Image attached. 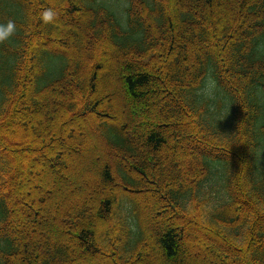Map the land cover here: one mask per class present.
<instances>
[{
	"label": "trees",
	"instance_id": "1",
	"mask_svg": "<svg viewBox=\"0 0 264 264\" xmlns=\"http://www.w3.org/2000/svg\"><path fill=\"white\" fill-rule=\"evenodd\" d=\"M10 19L0 264H264V0H0ZM74 119L104 149L91 178L17 196L29 160L90 144Z\"/></svg>",
	"mask_w": 264,
	"mask_h": 264
},
{
	"label": "rangeland",
	"instance_id": "2",
	"mask_svg": "<svg viewBox=\"0 0 264 264\" xmlns=\"http://www.w3.org/2000/svg\"><path fill=\"white\" fill-rule=\"evenodd\" d=\"M65 23V19H63L61 21V24ZM96 44L95 49V54L98 55V50L101 46L100 41L99 42H94ZM93 48H90L89 51H91ZM98 49V50H97ZM84 71V69H83ZM84 120L82 122H78L77 120H71V125L74 127V129H79L82 130V132L84 131V129H88L89 131L86 132L87 134V138L86 140H88V142L90 144H88V146H83V147H74L72 151L71 155L66 154L62 155V157L64 158V161L67 162L66 167L64 169H62L60 172H57L59 175L56 176L55 171H53L52 169H50L48 166L45 165V162L41 159L37 160L35 158L29 160V164L30 166H32V168H27L24 169L22 171H20L19 173V187H16L14 190V193L19 196L21 198V196L28 194H31L33 196V199L35 198V200H38V196L41 197L42 195H40V191H44V193L50 192V193H54V185L55 184H60V180L66 179L69 177L71 178V182H73L70 186H64L63 185V189H64V194L61 197L62 200L67 199L68 197H72V192L73 190L75 191V186H74V181L73 179L76 178V176L79 174H82L81 179L79 180L81 182V184H85L86 182H88V180L91 178V172L92 170H90V168L88 169V167H90L88 164L92 162V160H98L100 159L101 162L103 161V159L105 158V154H104V149L103 147L101 148L100 143L98 142V138L100 137L98 133L93 134L92 131H90V129L84 124ZM88 123H89V119H88ZM6 133V131H4ZM85 132V131H84ZM11 131H7V136L11 137ZM9 141L11 142H15L12 145L13 146V152H9L10 155H12V158H17V154H22L25 152L24 149L22 148H26L28 147V141L25 142L24 139H16L15 138H8ZM17 140V141H16ZM65 140H70L69 137H65ZM18 142V144H16ZM20 142H22L20 144ZM62 142V141H61ZM64 143V141H63ZM31 148V147H30ZM76 149V150H75ZM103 149V150H102ZM24 151V152H23ZM74 151V152H73ZM27 153V152H25ZM24 153V154H25ZM39 161L38 163H36L37 161ZM27 163V166H28ZM38 164V165H37ZM29 167V166H28ZM46 168V169H45ZM31 169V171H30ZM87 171H86V170ZM38 170V171H37ZM53 171V172H52ZM86 171V172H85ZM38 173H40V175H38ZM25 175H28V179H30L31 182V186L29 187L28 184L29 180H27L25 178ZM39 179L36 181V179ZM41 179L43 181H41ZM34 181H36L34 183ZM87 186V185H86ZM89 186H87L88 188ZM40 190V191H39ZM88 190V189H87ZM76 192V191H75ZM32 202V199H31ZM26 205H23V207ZM149 210L146 211V219L147 220H151L153 223H158L161 224V222H163L162 220H164V222H166V220H168V216L167 215H159L156 211L152 210V206L151 204H149ZM25 208V207H24ZM22 208L21 212L23 214V221H21L22 225H25L24 221H28V213L25 212V209ZM34 215V212L31 211V216ZM24 217L25 220H24ZM53 220V219H52ZM43 221H38V224H42ZM198 234V232H196ZM203 238V237H200ZM207 241V240H206ZM208 242V241H207ZM97 260V259H96Z\"/></svg>",
	"mask_w": 264,
	"mask_h": 264
},
{
	"label": "clouds",
	"instance_id": "3",
	"mask_svg": "<svg viewBox=\"0 0 264 264\" xmlns=\"http://www.w3.org/2000/svg\"><path fill=\"white\" fill-rule=\"evenodd\" d=\"M56 13L53 9L49 8L43 11L41 18L44 23L51 22ZM16 32V23L14 20H8L6 23H0V43L9 41Z\"/></svg>",
	"mask_w": 264,
	"mask_h": 264
}]
</instances>
